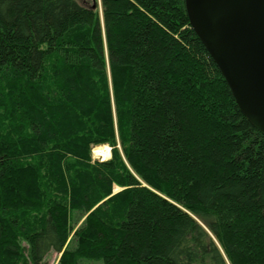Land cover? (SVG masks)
Listing matches in <instances>:
<instances>
[{
	"label": "trees",
	"instance_id": "trees-1",
	"mask_svg": "<svg viewBox=\"0 0 264 264\" xmlns=\"http://www.w3.org/2000/svg\"><path fill=\"white\" fill-rule=\"evenodd\" d=\"M94 3L0 0V264H264V136L184 0Z\"/></svg>",
	"mask_w": 264,
	"mask_h": 264
},
{
	"label": "water",
	"instance_id": "water-1",
	"mask_svg": "<svg viewBox=\"0 0 264 264\" xmlns=\"http://www.w3.org/2000/svg\"><path fill=\"white\" fill-rule=\"evenodd\" d=\"M184 3L191 28L220 70L240 111L264 136V0Z\"/></svg>",
	"mask_w": 264,
	"mask_h": 264
},
{
	"label": "rangeland",
	"instance_id": "rangeland-1",
	"mask_svg": "<svg viewBox=\"0 0 264 264\" xmlns=\"http://www.w3.org/2000/svg\"><path fill=\"white\" fill-rule=\"evenodd\" d=\"M83 3H85V4H87V5H90L91 4V6L93 5V4H95L94 3V0H81ZM97 3H99V0H97ZM103 145H105V144H103ZM102 145V146H103ZM96 146H100V147H102L101 145H96ZM96 146H94V147H96ZM108 146V145H107ZM93 147V148H94ZM109 147V156L107 157V158H104V159H102V157L101 156H99V155H97V154H95L94 152H93V148H92V157H93V159H96V160H106V159H108L110 156H111V152H110V146H108ZM104 149V148H103ZM121 188L120 187H118V186H114L113 187V192H116V191H118V190H120ZM201 225L206 229V227H205V225H203L202 223H201ZM207 230V229H206ZM208 231V230H207ZM209 232V231H208ZM210 236H211V238L212 239H214V237H213V235L210 233L209 234ZM215 240V239H214ZM60 255H61V252H55V251H50L47 255H46V257H45V261H46V264H57L58 263V261H59V258H60Z\"/></svg>",
	"mask_w": 264,
	"mask_h": 264
},
{
	"label": "bare ground",
	"instance_id": "bare-ground-1",
	"mask_svg": "<svg viewBox=\"0 0 264 264\" xmlns=\"http://www.w3.org/2000/svg\"><path fill=\"white\" fill-rule=\"evenodd\" d=\"M93 152L95 154L101 156L102 159H104V158H107L109 156V147L107 145H103L102 147L96 146L93 148Z\"/></svg>",
	"mask_w": 264,
	"mask_h": 264
}]
</instances>
